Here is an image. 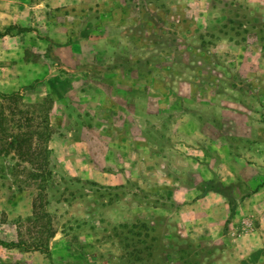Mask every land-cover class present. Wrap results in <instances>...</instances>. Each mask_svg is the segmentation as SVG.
Wrapping results in <instances>:
<instances>
[{"label":"rangeland","instance_id":"374dc122","mask_svg":"<svg viewBox=\"0 0 264 264\" xmlns=\"http://www.w3.org/2000/svg\"><path fill=\"white\" fill-rule=\"evenodd\" d=\"M6 1L0 30L29 29L0 35L10 130L52 174L0 156V235L29 264H264V0ZM180 170L234 207L222 232L174 220L163 172Z\"/></svg>","mask_w":264,"mask_h":264},{"label":"crops","instance_id":"0c3cea01","mask_svg":"<svg viewBox=\"0 0 264 264\" xmlns=\"http://www.w3.org/2000/svg\"><path fill=\"white\" fill-rule=\"evenodd\" d=\"M4 7L12 8L13 3L11 0H7L4 4ZM19 8H23V6H19ZM8 9H4L0 7V17L8 16ZM124 79L130 80L132 78L124 75ZM147 76H150V73L147 72ZM121 79H118L116 83L119 84L121 82ZM130 85L132 83L128 81ZM114 83V82H112ZM150 87V86H149ZM147 96L155 97V95L151 92V90L148 88L146 91ZM107 98H109V95H106ZM106 107V105H105ZM172 108V107H171ZM113 109H116L117 111H121L122 114H139V111H135L132 107L129 108L127 111H124L120 107H112L109 106V108H103L102 112L105 115H112L114 114ZM137 110H139L137 108ZM176 109H174L175 111ZM173 111V108L170 110V112ZM169 112V111H168ZM111 118L109 116H106V119L101 120V124L108 127V126H114L115 129H121V128H127L122 127L118 124H113L110 120ZM172 122V121H171ZM125 123V122H124ZM145 140V139H143ZM145 142L150 145L151 141L149 139H146ZM160 154V153H158ZM159 171V170H158ZM165 175V178L170 179L169 186L166 187V189L163 191V194L165 195V199L168 202L167 207L172 211V215L174 220L178 219L180 215H183L186 211H191L195 213H199L201 217H205L206 215H214V226H215V232L219 231L222 232L225 225L228 224V218L231 214V205L229 200L226 196L222 194L221 191L210 189L207 191H203V189L198 185H186L183 183V179L185 177L184 172L175 171V172H163ZM183 178V179H182ZM168 183V182H167ZM213 199V205L211 208H206V203ZM205 205V206H204ZM212 210V211H211ZM5 224L0 223L1 230ZM209 225V226H208ZM206 227L207 234H210L213 229L210 227V223H207V225H203V227ZM29 251L26 249H22L21 245L16 243L13 244L11 241L5 238V236L0 235V264H29Z\"/></svg>","mask_w":264,"mask_h":264},{"label":"trees","instance_id":"16d2710c","mask_svg":"<svg viewBox=\"0 0 264 264\" xmlns=\"http://www.w3.org/2000/svg\"><path fill=\"white\" fill-rule=\"evenodd\" d=\"M15 30L16 33H22L28 31L29 29L26 27L19 26L17 24H12L6 27L3 31L0 30V35L11 34V32ZM2 101L0 102V156L2 154H9L11 152H17L19 154L28 155L29 158L27 160L32 161L35 167L44 169L48 174H52L51 170L46 169L45 160L46 153L48 152L47 147L42 145H38L37 147L33 146V135L29 130L13 132L11 129V125L8 120V114L6 109L11 107L10 100H19L20 92H12V93H1ZM22 120H19L16 124V129H21L26 126V123ZM210 189H214L212 185L205 188L203 191H207ZM34 206V205H33ZM234 215V207L231 205V214L232 217Z\"/></svg>","mask_w":264,"mask_h":264}]
</instances>
